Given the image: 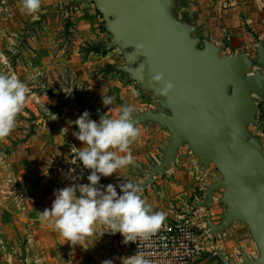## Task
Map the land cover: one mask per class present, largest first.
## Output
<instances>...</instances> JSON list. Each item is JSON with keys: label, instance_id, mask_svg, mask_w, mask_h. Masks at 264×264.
<instances>
[{"label": "rangeland", "instance_id": "obj_1", "mask_svg": "<svg viewBox=\"0 0 264 264\" xmlns=\"http://www.w3.org/2000/svg\"><path fill=\"white\" fill-rule=\"evenodd\" d=\"M62 1L42 2L36 18L21 10V0H0V73H14L30 89L16 127L0 141V264H103L105 260L122 264V259L130 256L120 233L100 236L97 229L95 236L72 246L40 219V212L51 208L57 190L89 183L91 170L85 169L79 160L73 164L71 152L73 145L83 147L73 135L78 131L74 122L83 112L88 111L90 118L98 122L99 114L114 116L122 104L134 106L135 114L162 109L156 103L160 96L142 91L132 79L140 94L130 98V102L109 88L105 95L114 97L112 105L98 104L96 90L101 91L100 77L111 73L128 75L116 68L118 62L125 64L122 52L118 47L103 46L112 35L99 11L104 37L97 42H79L70 14L74 7L66 9L69 0ZM173 9L181 19L190 15L200 24L194 0H175ZM220 46L223 56L237 54L229 53L224 43ZM255 99L259 106L258 122L251 124L249 130L264 135V96ZM65 128L68 131L63 135L61 131ZM140 141L131 146L135 165L114 173L109 184H142L148 177L147 170L160 162L163 152L161 156H144L140 153L143 149ZM189 152L187 162L182 165L175 160L168 170L154 174L153 181L141 188V195L152 210L164 213L167 219L189 215L195 202L205 195V185L213 181L212 176H221L214 164L205 172L200 171L197 158ZM103 178L98 186H103ZM221 193L222 190L209 211L200 208L193 215L202 224L205 225L204 214L214 223L221 222L225 211ZM246 239L254 243V254H259L248 226L236 222L212 237L213 249L200 264H223L216 250L232 263L242 262Z\"/></svg>", "mask_w": 264, "mask_h": 264}, {"label": "water", "instance_id": "obj_2", "mask_svg": "<svg viewBox=\"0 0 264 264\" xmlns=\"http://www.w3.org/2000/svg\"><path fill=\"white\" fill-rule=\"evenodd\" d=\"M82 2L94 3L104 17L112 39L103 46L118 47L125 61L116 68L142 91L160 96L156 103L162 109L135 114L136 123L158 124L169 132V142L160 162L147 170L146 181L137 185L142 188L168 170L186 145L200 171L214 164L221 174L212 176L189 215L200 208L209 211L222 190V220L214 223L204 214L205 229L215 237L236 222L246 224L259 256L243 252L238 264H264V143L262 135L249 130L258 122L255 96H264V39L258 40L255 55L243 50L223 56V47L200 34L192 16L175 14V0H71L65 8ZM160 73L164 80L154 82L152 76ZM166 82L174 88L163 94ZM216 253L223 264H237Z\"/></svg>", "mask_w": 264, "mask_h": 264}, {"label": "clouds", "instance_id": "obj_3", "mask_svg": "<svg viewBox=\"0 0 264 264\" xmlns=\"http://www.w3.org/2000/svg\"><path fill=\"white\" fill-rule=\"evenodd\" d=\"M41 6L42 0H21V10L29 16L38 18ZM152 80L162 82L163 74L153 75ZM173 88L172 82H166L161 92L167 94ZM29 93L28 86L14 73H0V141L9 137L16 127ZM113 100L114 97L102 94L106 107L111 106ZM135 112L134 106L122 104L114 116L106 114L97 122L85 111L74 122L78 131L73 135L83 147L72 146L73 164L79 160L85 169L91 170L87 177L89 183L57 190L51 208L40 212L41 221L54 227L72 246L95 236L97 229L100 236L120 233L125 244L148 240L164 224L165 214L152 210L137 184H120L122 194H118L113 184L98 186L101 177H110L120 169L135 165L131 146L138 143L142 135ZM67 131V128L62 129L61 133L64 135ZM103 264H112V261L105 260ZM122 264H152V260L136 252L124 257Z\"/></svg>", "mask_w": 264, "mask_h": 264}, {"label": "crops", "instance_id": "obj_4", "mask_svg": "<svg viewBox=\"0 0 264 264\" xmlns=\"http://www.w3.org/2000/svg\"><path fill=\"white\" fill-rule=\"evenodd\" d=\"M57 1L58 0H42L45 4H51ZM59 1L63 2L62 0ZM70 1L71 0H69V2ZM194 1L195 14L200 23L199 25L202 33L209 35L218 45L224 43L229 53H240L244 50L248 54L253 55L256 52L258 40L264 39V0ZM73 7L70 14L75 22L79 42L90 43L102 39L105 35V32L101 28V21L103 19L96 5L91 2H82ZM110 40L111 39H106L105 41L109 42ZM121 64H123V62H118L116 65ZM100 78L101 91L96 90L98 104L102 102V94L109 93V88L120 93V97H123L126 102H130V98L136 96L134 93L138 92L140 94L136 87V83L131 81L128 75L113 76L111 73ZM113 78H115V80H113ZM139 128L142 132L140 144L143 146L140 153L144 154V156H161V153L169 141V132L155 124L142 125V127ZM260 135H262L264 143V135ZM189 157V150L186 147H181L176 157V164L183 165L189 160ZM109 178H111V176L103 178L105 179L103 187L109 184ZM106 181H108L107 184H105ZM120 182L122 181L118 183ZM113 185L116 186L118 194H122L119 185H117V183ZM215 201L216 198L212 202V205L215 204ZM253 244L254 243L251 242L250 239H246L244 248L249 256L258 257L257 255L259 254L256 255L253 252ZM236 263L241 262L237 261Z\"/></svg>", "mask_w": 264, "mask_h": 264}, {"label": "built area", "instance_id": "obj_5", "mask_svg": "<svg viewBox=\"0 0 264 264\" xmlns=\"http://www.w3.org/2000/svg\"><path fill=\"white\" fill-rule=\"evenodd\" d=\"M212 236L200 218L184 215L165 219L161 229L148 240L127 244L130 256L144 253L152 264H199L213 249Z\"/></svg>", "mask_w": 264, "mask_h": 264}]
</instances>
